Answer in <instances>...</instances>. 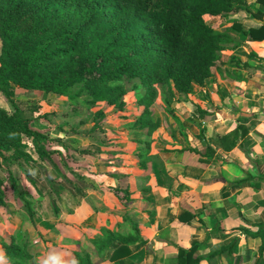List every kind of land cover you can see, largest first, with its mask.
I'll use <instances>...</instances> for the list:
<instances>
[{"label": "crops", "instance_id": "0c3cea01", "mask_svg": "<svg viewBox=\"0 0 264 264\" xmlns=\"http://www.w3.org/2000/svg\"><path fill=\"white\" fill-rule=\"evenodd\" d=\"M247 2L252 11L207 17L231 39L222 53L226 64L204 86L188 95L175 91L168 101L157 97L150 108L160 127L152 136L138 134L151 142L145 168L139 153L146 144L129 130L145 107L126 106L125 117H108L121 129L106 126L102 135L113 138L107 144L114 161L89 156L94 180L80 181L79 195L67 188L75 207L66 197L67 207H55L59 215L53 209L41 226L21 206H0V264H9L1 241L17 232L30 234L37 264H73L76 252L89 253L94 264H180L179 250L195 246L200 264H264L262 238L249 235L264 236V40L250 37L264 26V0ZM108 187L128 196L122 200ZM236 240L232 255L209 262Z\"/></svg>", "mask_w": 264, "mask_h": 264}, {"label": "trees", "instance_id": "16d2710c", "mask_svg": "<svg viewBox=\"0 0 264 264\" xmlns=\"http://www.w3.org/2000/svg\"><path fill=\"white\" fill-rule=\"evenodd\" d=\"M242 9L252 11L247 0H0V93L11 106V111L0 108V161L30 163L26 139L47 162L50 148H64L62 142L53 145L46 134L32 128L15 103L16 88L66 96L74 103L85 95L82 103L88 109L106 103L123 112L127 106L123 82L138 80L145 90L139 105L145 110L135 129L152 136L160 127L150 109L158 97L156 87L188 95L194 85L204 86L214 69L226 64L222 53L231 42L207 23V17ZM250 37L263 41L264 26L251 31ZM98 115L106 118L102 111ZM171 115L176 119L173 111ZM150 143L140 141L146 144L139 153L143 168ZM4 183L0 174V206L5 204ZM15 183V195L34 218L31 203ZM249 235L262 238L263 254L261 231ZM109 239L116 249L118 241ZM237 244L238 240L213 252L209 262L222 253L232 255ZM1 246L9 264H37L28 238L12 236ZM197 248L180 249L179 263L200 264L202 260L194 258ZM75 264L94 263L89 253L76 252Z\"/></svg>", "mask_w": 264, "mask_h": 264}, {"label": "rangeland", "instance_id": "374dc122", "mask_svg": "<svg viewBox=\"0 0 264 264\" xmlns=\"http://www.w3.org/2000/svg\"><path fill=\"white\" fill-rule=\"evenodd\" d=\"M26 24H31V20ZM1 51L2 41L0 39V55ZM123 85L127 89V96L125 97L127 106H130L131 110H136L139 101L145 96L144 88L138 80H125ZM156 89L159 92L158 97L161 96L162 101L165 99L168 101L172 97H176L175 91H172L168 86L159 85ZM77 91L75 89L72 94L77 93ZM84 99L85 95H81L78 101L76 100L78 103H74L66 96L16 88L15 103L24 112V115L29 118L32 128L46 134L49 139L53 140V145H56V142H62L65 149L50 148L48 152L51 154V161H43L33 150L32 142L26 139L25 141L30 147L28 151L33 158L30 163L24 161L16 162L12 160L13 158L0 162V174L5 180L4 191L6 194L5 204L2 207H6L7 204L13 209H16L15 206H21L33 222L37 220L41 226H47L49 224L47 219L50 218L55 207L63 208V205L67 207L68 199H70L69 207L73 208L78 204L77 200L72 198L69 192L66 193L67 190H70L67 188L70 187L73 190V195L75 193L79 195L78 190H81L79 182L83 181L84 178L89 182H91V179L94 180L89 177L90 169L94 166L93 159H89V156L95 159L96 155L99 154L98 158H103L102 163L104 164L114 161L111 155L114 150L107 144V142L113 141V138L107 136L108 138L106 139V136L103 137V133L107 131L106 126H112V130L121 129L113 128L111 123L108 125L107 122L110 121L108 117H125L122 113H126V109L123 112H117L114 107L106 103H100L99 107L88 109L82 103ZM0 108L11 111L10 103L2 93H0ZM101 111L106 114L105 119L98 115V112ZM166 111L167 115L172 116L173 110L170 107ZM130 124L132 127H129V130L137 131L135 124L133 122ZM139 133V131L134 133L136 134L134 137L135 142L140 139L143 141L142 135H138ZM63 139L66 140V143H64ZM141 146L143 147V145ZM108 166L111 167V165ZM14 182L17 183L19 191L26 194L27 201L31 203L34 218H31L25 203L15 195ZM108 188L116 196L124 197L122 200H125V197L128 196V193L123 191L122 194L121 190L117 188ZM54 210L56 211V216H58L59 214L57 213L59 211ZM29 235L27 232L12 233L7 240H10L12 236L24 240L28 238L29 251L32 252Z\"/></svg>", "mask_w": 264, "mask_h": 264}, {"label": "clouds", "instance_id": "9594fccd", "mask_svg": "<svg viewBox=\"0 0 264 264\" xmlns=\"http://www.w3.org/2000/svg\"><path fill=\"white\" fill-rule=\"evenodd\" d=\"M54 259H55V264H64V262L59 260L58 258H54ZM45 264H53V260H45ZM73 264H75V262H73Z\"/></svg>", "mask_w": 264, "mask_h": 264}]
</instances>
